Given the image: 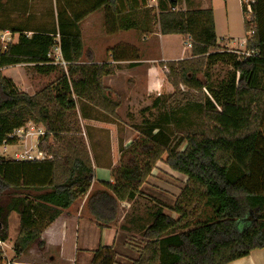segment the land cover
<instances>
[{
	"label": "trees",
	"instance_id": "obj_1",
	"mask_svg": "<svg viewBox=\"0 0 264 264\" xmlns=\"http://www.w3.org/2000/svg\"><path fill=\"white\" fill-rule=\"evenodd\" d=\"M135 1L56 0V21L50 29L0 24V35L19 33L17 43L0 47V146L16 144L13 133L28 123L46 131L38 145L46 159L14 160L0 155V240L8 241L9 218L17 213L16 258L23 257L48 226L88 194L94 181L77 101L85 100L117 116L118 106L110 101L102 83L114 68L80 63L84 53L80 23L102 8L109 24L147 5V0ZM159 1L156 20L162 35L191 40L190 59L166 64L173 96L180 95L183 105L165 112L156 123L148 121L143 138L123 154L130 157L129 166L116 172L119 177L114 184H106L111 193L100 192L90 199V214L101 230L115 223L119 204L142 195L141 188L164 161L185 176L187 183L174 206L153 199L157 205L153 222L143 230L144 244L132 264H231L264 249V88L260 86L264 0H254L251 22L242 0L250 37L247 55L241 58L220 47L212 9L173 11L178 0ZM27 31L33 35L28 37ZM57 46L66 63L61 67L65 73L35 95L21 92L4 76V69L21 64L34 65L39 73L55 71L49 55ZM121 48L113 50L116 58ZM228 62L233 63L234 74L219 88L206 87L197 77L207 66ZM182 86L202 96L195 100L181 91ZM204 91L211 98L205 100ZM172 127L182 134L168 129ZM139 153L143 161L136 166ZM203 206L212 207L209 215L204 210L203 217L196 218ZM116 258L114 247L100 246L92 264H117Z\"/></svg>",
	"mask_w": 264,
	"mask_h": 264
},
{
	"label": "crops",
	"instance_id": "obj_2",
	"mask_svg": "<svg viewBox=\"0 0 264 264\" xmlns=\"http://www.w3.org/2000/svg\"><path fill=\"white\" fill-rule=\"evenodd\" d=\"M138 1L140 0H136L135 3L138 4ZM181 1L183 2L181 3L183 9H178ZM208 1L210 2V0H201L202 6L197 8L194 4L195 2L199 4V0H178L176 11L212 9ZM240 1L242 5V0ZM193 2L194 4H192ZM159 3V0H147L146 6H142L136 11L125 12L119 15L117 20L112 19L109 24L106 21L105 9L102 8L87 16L80 23L84 44V53L80 63L83 65L107 64L114 68V73L105 77L102 83L107 90L106 95L110 101L118 106L115 112L117 116L114 117L85 100L77 101L80 124L83 130L82 135L86 140L95 171L94 181L88 194L78 199L69 209L65 210L53 224L42 232L41 237L25 253L26 256L17 258L18 263H14L92 264L95 251L100 246H103L114 247L117 254V264H120L118 259L121 255L116 248L118 243L121 242L122 238L124 240L128 237L134 239L137 235L136 228L143 220V216L148 214L152 216L156 211L150 208V210H144L145 212L142 213L139 208L137 209L138 200L147 204L146 198H152L171 207L175 205L179 198L180 195L171 189H165L166 191H160L159 189L153 192L148 190V187L152 185L150 179L156 176L155 170L158 167L156 165L151 176L141 188L143 194L133 201L120 203L117 221L109 225L108 228L104 230L98 228L94 223L89 208L90 199L94 195L100 192L111 193L106 188V184H114L119 177L116 172L129 166L130 157L128 155L124 157L123 154L130 149L140 135L139 128L136 124H133L132 118L136 116L133 114L132 107L135 104H139L141 100H147L148 104L141 108L139 113L147 117L155 116L157 111L162 108L161 95L164 88L168 93L173 91L170 83L165 80L166 76L163 67L166 68V65L164 63L181 61L180 59L184 58V54L190 53L189 48L192 47L190 46V38L178 35H162L160 25L156 20L160 13ZM33 5L34 0H0V24L5 23L7 26L13 27L29 25L31 27L30 30L37 28L50 29V18L56 21V13L52 17L50 10H48V12L42 14L41 18H38L35 15ZM212 10L214 11V9ZM214 16L216 24L215 11ZM25 34L31 37L33 32L27 31ZM0 39L1 49H6L9 44L18 42L19 33L6 31L1 33ZM172 39L176 40L175 45L171 43ZM181 39L183 40L181 41ZM224 41H226L224 42L225 45L229 47L230 40L225 38ZM244 41L243 43L245 44ZM186 44L189 48L186 47ZM118 47L123 48L117 52L116 58L113 50ZM51 54L49 57L53 60L52 65L57 68L51 73H39L35 66L31 64L11 66L20 69L17 74L20 73L21 80L18 79V75L15 76L17 79L9 78L21 92L30 93V90H26L24 86L21 89L19 88L20 83H24L26 79L25 67H32L41 76H50L66 65L58 46ZM36 93L34 92L30 95H35ZM151 101L152 103L149 104ZM123 112L124 115L122 116ZM123 118H129L131 120L130 124L127 119ZM143 122L145 125L148 124L145 119ZM23 132L25 133L23 137H16L18 139L16 144L0 146V155L8 159L26 160L22 157L25 152L30 151L33 156L40 155L42 157L40 160L46 159L47 155L45 153L42 155L37 150L39 141L42 138L39 132L45 133V128L41 125L28 123L23 127ZM156 133H158V129L154 131V134ZM163 171L165 174L167 173L166 175H171L167 170ZM159 180L160 182L153 186L162 188L160 183L165 182L162 179ZM165 185L169 188L173 186L168 181H166ZM173 194H175V197H173ZM14 214L17 213H12L9 218L10 235L8 241L4 242L0 247L1 252L5 250V247H8L10 251L14 250V243L19 235L17 231L14 237L11 236V223ZM172 218L174 217L172 216ZM152 222L153 220L150 221V224ZM124 245L125 243H123ZM48 254L52 255L47 258ZM27 256L40 260L26 262L25 258ZM1 257H4V255ZM231 264H264V249L256 250L249 257L237 260Z\"/></svg>",
	"mask_w": 264,
	"mask_h": 264
},
{
	"label": "rangeland",
	"instance_id": "obj_3",
	"mask_svg": "<svg viewBox=\"0 0 264 264\" xmlns=\"http://www.w3.org/2000/svg\"><path fill=\"white\" fill-rule=\"evenodd\" d=\"M197 1V0H196ZM182 1L180 2V5L178 6V9H183L182 7ZM210 3L211 8L214 9L215 13H216V26H217V34H218V42L219 45L222 49H226L230 55H232L233 53H238L235 54L237 55L239 58H241V56H243L244 54L247 55L246 52V41L247 38L250 37V33H246V28H245V17L243 15V8L241 5V1L240 0H210V2L208 1V4ZM243 3V2H242ZM194 4V2L192 3ZM34 11H35V15L38 16V18H41L42 14L45 12H48V10H50V13L52 15V17L55 16L56 13V9H57V5H56V0H34ZM195 7H201V0H199V4H197L195 2L194 4ZM40 14V15H38ZM50 16V15H49ZM51 19V27H53L55 25V19L50 18ZM247 20L251 22V14L248 13L247 15ZM252 24V23H251ZM228 38L230 40L229 42V47L225 45L224 39ZM183 39H181L182 41ZM245 40V41H244ZM87 41V40H86ZM175 41L174 39L171 40V43H173L175 45ZM243 41L245 42V44L243 43ZM87 43V42H86ZM245 45V46H243ZM187 47V44H186ZM189 48V47H187ZM244 48V49H243ZM55 50V48H54ZM189 52L188 54H184L182 59H190L192 57V47L189 48ZM180 59V60H182ZM164 65H166V63H164ZM164 68V73H165V80L168 81L167 78V73H168V69L167 67H163ZM66 70V69H65ZM18 72H20V69L16 68V67H10L4 70L3 74L6 77H12L17 79L15 76L18 75V79L21 80V76L20 73L17 74ZM65 73V71L59 70L57 73H54L50 76H44V75H40L38 74L32 67H25V74H26V79L24 83H20L21 85H19V88L21 89L22 86H24L27 89L30 90V94H33L34 92H39L41 91L44 87H46L47 85H49L51 82H53L55 79H57L58 77L62 76ZM234 74V69H233V63L232 62H228V63H217V64H212L210 66H207L204 69L203 73H199L197 75V77L203 82V84H205L206 87L208 86H212L214 88H219L220 86H222L224 83L228 82V80L233 76ZM28 76V78H27ZM169 82V81H168ZM260 82H261V88H264V74L262 73L260 75ZM170 83V82H169ZM171 85V84H170ZM171 87L173 88L172 92L168 93L166 91V89L164 88V91L161 95V109L157 111V113L155 114V116H151V117H147L146 115L143 116L142 114L139 113V110L141 108H143L144 106H146L148 104L147 100H141L139 102V104H135L132 107V111L133 114L136 116L133 119V124H136L137 127L140 130V135L138 136L139 140L140 138H143V134H142V130L144 129H148L149 128V123L147 125L144 124V119L152 122V123H156L164 114L165 112L168 111H172L173 108L177 109L180 106H182V97L180 95L178 96H173V94L175 93V89L174 87L171 85ZM207 90V89H206ZM181 91L184 94H190V96H192L195 100L199 99V96H202L201 93L199 92H195V91H189L188 88L182 86L181 87ZM173 93V94H172ZM204 99H209L211 98V95L208 91H204ZM152 101L149 103L151 104ZM124 115V112L122 113V116ZM123 119H127L130 124L129 118H123ZM184 126V125H183ZM176 127H172V128H168L170 130L176 131V133L182 134V131H179ZM138 161L136 166L141 165L142 161H143V156L141 155V153H139V156L137 157ZM157 170H155V174L156 176H153L150 179V182L152 185H150V187H148V190L150 192L159 190L160 191H166V190H172L173 192H177V194L181 195L180 193H182L181 191L184 190L186 183H187V178L185 176H183L182 174L176 173L173 170H171L165 163L164 161H161L157 164ZM163 170H167L168 172H170V174L172 175H166L165 172ZM162 179L163 182L166 183V181H168V183H172V188H169L168 186L165 185V183H160L162 188H158L156 185L160 182L159 179ZM162 189V190H161ZM166 189V190H165ZM149 192V193H150ZM143 197V196H142ZM173 197H175V194H173ZM147 200V204L143 201L138 200V207L140 211L145 212L146 210H150V208H153L154 210H156L157 205L153 202V199L151 198H146ZM166 200V198H165ZM170 201V200H169ZM172 202V201H171ZM153 206V207H151ZM204 207V206H203ZM201 208L199 211L196 212V218H200L203 217L201 216L202 212L205 210L207 212V214L209 215L210 210L212 209L211 206H206L204 208ZM152 209V210H153ZM145 210V211H144ZM165 213L172 215L175 219L178 218L177 214L171 213L170 211H165ZM153 218L152 216L148 215H144L143 216V220L140 222V224L138 225V227L136 228V236L134 239L131 238H126L125 240L122 238L121 242L118 243L117 251L120 253L121 256H119V263L120 264H132V262L134 260H136L139 257V250L140 247H142V245L144 244L143 242V230L151 225L150 221H152ZM19 221L20 218L17 214H14V216L12 217V223H11V236L14 237L17 233V231L19 232ZM193 217L191 218V220L189 221L187 227L189 228V225L192 224L193 222ZM123 243H125V245L123 246ZM13 250V249H12ZM53 254V253H52ZM52 254H48L47 258H49ZM2 255H4V257H6L8 260H11L12 262H17V258L15 257V252L10 251V249L8 247H5V250L2 252ZM26 256V255H25ZM24 256V257H25ZM23 257V258H24ZM39 261L40 259H32L31 257L27 256V258H25V261ZM21 264V263H20ZM73 264V263H72ZM80 264V263H77ZM87 264V263H85Z\"/></svg>",
	"mask_w": 264,
	"mask_h": 264
},
{
	"label": "built area",
	"instance_id": "obj_4",
	"mask_svg": "<svg viewBox=\"0 0 264 264\" xmlns=\"http://www.w3.org/2000/svg\"><path fill=\"white\" fill-rule=\"evenodd\" d=\"M254 3V0H244V4L246 5V8H247V11H248V13L249 14H251L252 13V4ZM173 11H176V8H173ZM191 46V45H190ZM52 54H50V56H51ZM65 64V63H64ZM34 129V128H33ZM39 134H40V136L41 137H43L44 135H45V133L44 132H39ZM25 135V133L23 132V128H20V129H17L14 133H13V135H12V137H17V138H21V137H23ZM40 137V138H41ZM38 151H39V149H37ZM40 152V151H39ZM42 155H43V153L42 152H40ZM23 159H26V160H31V161H36V160H40V159H42V157L40 156V155H38V156H33L32 154H31V152L30 151H27V152H25V154L23 155V157H22ZM3 241H1L0 240V247L3 245ZM0 264H16V263H14V262H12L11 260H8L6 257H1L0 258Z\"/></svg>",
	"mask_w": 264,
	"mask_h": 264
}]
</instances>
